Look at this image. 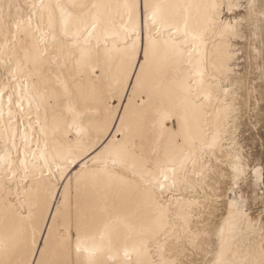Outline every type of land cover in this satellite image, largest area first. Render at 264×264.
I'll list each match as a JSON object with an SVG mask.
<instances>
[{
	"label": "snow or ice",
	"instance_id": "obj_1",
	"mask_svg": "<svg viewBox=\"0 0 264 264\" xmlns=\"http://www.w3.org/2000/svg\"><path fill=\"white\" fill-rule=\"evenodd\" d=\"M0 264H264V0H0Z\"/></svg>",
	"mask_w": 264,
	"mask_h": 264
}]
</instances>
